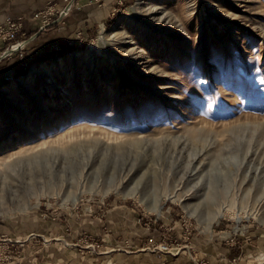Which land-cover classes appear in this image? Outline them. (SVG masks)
Returning <instances> with one entry per match:
<instances>
[{"label":"rangeland","instance_id":"rangeland-1","mask_svg":"<svg viewBox=\"0 0 264 264\" xmlns=\"http://www.w3.org/2000/svg\"><path fill=\"white\" fill-rule=\"evenodd\" d=\"M27 46L7 58L25 57ZM72 54L73 68L51 66L24 86L35 68ZM0 82V264H121L137 251L194 264H214L215 257L264 264V135L255 130L264 125V0H134L88 44L27 59ZM25 128L33 133L27 140ZM40 133L62 134L66 146L84 142L17 160ZM90 135L101 142L90 144ZM117 135L152 141L108 149L104 142L118 145ZM154 140L162 145L152 148ZM138 169L144 180H133L137 196L92 189ZM226 174L229 212L210 225L196 195L202 186H223ZM155 183L176 191L160 211L146 205ZM120 206L153 232L139 249L94 234L90 218L105 220ZM151 238L170 251L151 252ZM124 250L130 253L120 261Z\"/></svg>","mask_w":264,"mask_h":264},{"label":"crops","instance_id":"crops-1","mask_svg":"<svg viewBox=\"0 0 264 264\" xmlns=\"http://www.w3.org/2000/svg\"><path fill=\"white\" fill-rule=\"evenodd\" d=\"M53 1L56 0H0V23L8 17L20 20L23 30L18 39L28 41L25 57L16 54L0 62V81L11 80L19 74L26 65L27 59L38 61L49 56L76 51L88 44L134 0H79L63 27H54L41 33V23L35 18V14ZM4 47L5 43L0 38V54L4 51ZM99 208L95 207V209ZM136 215L138 214L132 208L120 206L109 210L105 220L97 217L89 220L93 222L94 234L102 238L105 243L139 249L143 238L153 235V232L150 233L143 225H140ZM90 221H88L89 226ZM226 230L221 228L219 232L224 236L227 233ZM108 249H110L109 246ZM207 252L213 254L214 249L209 248ZM125 253L130 252L124 250V253L117 254L116 258L121 261ZM224 261L214 258V264H224ZM121 264L194 263L183 259V256L179 258L169 255L150 256L144 251L140 253L137 251L135 255L128 256L127 260H122Z\"/></svg>","mask_w":264,"mask_h":264},{"label":"bare ground","instance_id":"bare-ground-1","mask_svg":"<svg viewBox=\"0 0 264 264\" xmlns=\"http://www.w3.org/2000/svg\"><path fill=\"white\" fill-rule=\"evenodd\" d=\"M148 1L149 0H146V2H148ZM135 53H137V52H135ZM76 63H77L76 56L72 54L64 62L60 61V63H59V62H55L54 61L51 64L46 65V68H40V69L39 68H35L34 69V71H35L34 74L32 76L28 77V80H26L24 82V86L29 87V84L35 82V80H36L35 75H36L37 72L44 73V72L47 71V68L49 69L51 66L52 67H56V68L59 67L61 70H65L67 67L73 68L76 65ZM238 127H240V126H238ZM240 129L241 128L235 127L232 134L236 135V133L239 132ZM45 130L46 129H44V131ZM255 130L262 131V133L264 135V125L263 124L257 123L255 125ZM24 134L25 135L28 134V136L26 138V140H27L28 137H30L33 133H32V131L30 129L25 128L24 132H23V135ZM44 135L45 134H41V133L38 134L36 136L37 138L35 140H31L30 146H29L27 151H20L14 157H17V160L35 158V157L43 155V154H45V155L48 154L52 149H54V150L55 149H62V150L70 149V148H74L75 146L79 145L78 143H83L84 142V141H81V142L80 141H76V143H73L70 146H66L65 143H63V141L62 142L60 141V139H65V137L62 136V134L55 133L54 135H52V137L51 136H46V135L44 136ZM117 136H119V141L116 142V143H118V145H116L115 143L114 144H110L111 142H104V141H102V142L107 143V144H105V146H107L108 149L116 147L119 150H123V149H125L127 147L144 148L146 146V144L149 145V144H151V141H152V140H148L146 137H143V136H141V137H133V136L132 137H122L120 135H117ZM91 138L96 139V140H92L91 139L89 141V143L92 144V145L95 144L96 142H98V143L101 142V139H99L97 137H92L91 136ZM201 138H202V134H200V133H196L195 134V139H196L195 141L196 142H199L201 140ZM23 143H24V139L22 140V138H21L19 140V142L17 143L18 147H21V144H23ZM152 144H154V145H152V146H154L152 148H158V147H160V145H162L160 143V140H156ZM140 173H141V169H138L136 172L132 173V171H131L129 174H124L123 173V174H120V175H112V176H110L108 178V180H105L106 182L101 183L100 186L94 187L92 189H99L100 191H102L104 193H107V192H119V193H121L123 195H127V196H137L141 192L140 186H138L137 183H134V184H132V183H133V180H135V178L138 177V176H139L138 177L139 180H141L143 178V173H141V176L139 175ZM148 173L151 176L155 175V172H151L150 171V172H147V174ZM119 176H121L124 179V181L127 180L128 181L127 182L128 185H124L123 187H121V185L118 184V180H117ZM225 176H226V178L224 180L225 184L223 186L222 185L221 186L220 185L219 186H214L213 185V186H208V187L207 186H202L201 192L204 191V193H202V194L199 193L200 195H196V197L200 198V202H198L197 205L198 206H202L201 209L203 210L204 215H205L203 217H204L205 220H207V222L205 221V223L209 222L210 225H211V223L213 221H215L219 217H222V216L226 215L227 212H229V208H227V203H230L229 199H231L232 191H231V187L229 186V184L227 182V178H229L230 175L226 174ZM245 177H246V175H245ZM142 180H144V178ZM209 180H208V182H209ZM95 181H96V179H95ZM222 183H224V182H222ZM94 185H92L91 187H93ZM139 185H140V183H139ZM259 192H261V191H259ZM175 193H176V191H174L173 193H170V188H167V187L164 188L163 185H161V184H156V183L153 184L151 189L148 190V193L145 194V195L153 197L150 201L146 200L147 201L146 205L148 207L147 209L150 210V211H160L161 210L160 202L163 199H165V198H170L172 195L174 196ZM244 194L246 196V193H244ZM245 196H243L242 199H244ZM238 212H239V210H238ZM238 212H236V213H238Z\"/></svg>","mask_w":264,"mask_h":264},{"label":"built area","instance_id":"built-area-1","mask_svg":"<svg viewBox=\"0 0 264 264\" xmlns=\"http://www.w3.org/2000/svg\"><path fill=\"white\" fill-rule=\"evenodd\" d=\"M79 0H56L48 3V5L38 11L36 18L40 20V32L54 26L63 27L66 24L67 17L77 7ZM22 22L13 18H6L4 22L0 23V38L8 44V47L2 55H0V62L14 53H23L27 41H18L19 35L22 33ZM23 56V55H21ZM148 249L151 252H166L170 251V247L163 242H155L153 238L149 239Z\"/></svg>","mask_w":264,"mask_h":264}]
</instances>
